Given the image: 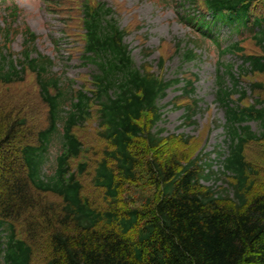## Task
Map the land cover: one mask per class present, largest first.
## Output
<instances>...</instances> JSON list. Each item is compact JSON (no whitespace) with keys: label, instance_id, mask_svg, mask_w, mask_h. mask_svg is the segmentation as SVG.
I'll return each mask as SVG.
<instances>
[{"label":"trees","instance_id":"obj_1","mask_svg":"<svg viewBox=\"0 0 264 264\" xmlns=\"http://www.w3.org/2000/svg\"><path fill=\"white\" fill-rule=\"evenodd\" d=\"M85 1L81 58L94 68L92 91H74L53 73L30 29L14 55L8 49L15 33L0 28V96L33 75L47 109L37 129L25 96L0 100V264H264V85L242 83L264 76V0H202L213 23L202 16L187 21L216 43L223 26L238 36L250 32L258 48L250 55L238 43L223 50L242 65H225L217 78L228 144L218 175L229 189L221 192L203 184L217 174L198 154L177 152V141L188 146L189 139L157 131L168 90L184 83L190 100L195 77L168 81L138 67L116 11ZM191 3L200 11L198 0ZM7 16L17 21L20 11L14 6ZM183 57L197 60L193 50ZM194 108L187 107V121ZM89 121L99 153L73 170L86 152L75 130ZM255 146L261 148L251 159ZM90 169L95 197L84 184Z\"/></svg>","mask_w":264,"mask_h":264},{"label":"rangeland","instance_id":"obj_2","mask_svg":"<svg viewBox=\"0 0 264 264\" xmlns=\"http://www.w3.org/2000/svg\"><path fill=\"white\" fill-rule=\"evenodd\" d=\"M90 1H101L114 8L122 30L127 32L125 43L138 67L148 68L168 81L180 79L185 82L195 77L192 100H188L184 94V83L168 90L166 98L160 103L164 116L157 126V131L164 130L163 136L170 139L175 135L179 136V139H189L188 146L177 141V152L185 153L191 158L198 154L203 166L206 163L211 166V170L217 176L203 182L205 186L212 187L218 192L229 189L225 177L218 175L222 170V161L228 153V144L224 128L226 113L218 101L217 78L225 70V65L234 64L237 68L242 65L237 54L223 55V50L231 44L238 43L246 54L258 51L254 41L250 39L252 34L244 32L237 36L223 30L222 36L218 37L219 45L214 39L202 37L194 30L192 24L187 22L194 9L189 0ZM85 2V0L0 1V28L3 29L5 24L15 33L9 44V52L18 55L22 51L24 42L22 34L26 29H30L38 37L36 42L38 53L52 59L53 73L73 85L74 91L83 88L86 91L93 90L94 68L81 58L84 47L81 11ZM14 6L20 11L17 21L7 16ZM1 29L0 48H3ZM187 50L194 51L197 55L196 61L184 62L183 53ZM220 63L224 66H219ZM24 79L21 83L4 88L0 100L2 102L4 99L2 95H8L13 102H18L25 96L26 107L35 117V128H42L46 124L47 109L38 95L35 77L26 74ZM255 80L264 85V76H255L243 80V87L249 84L247 82ZM228 85L231 86L232 83L228 81ZM187 107H195L196 112L191 121H187ZM249 124L255 132L259 131L257 122L252 121ZM95 128L96 124L89 121L75 130V135L84 142L86 152L80 159L72 161L73 170L78 167V163L93 162L98 156ZM260 148L255 146L249 149V157L251 159L256 157ZM56 155L57 148L49 154L51 167ZM85 175V187L90 189L87 192L92 196L98 195L99 193H94L92 188L93 170H88Z\"/></svg>","mask_w":264,"mask_h":264}]
</instances>
